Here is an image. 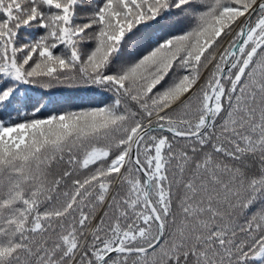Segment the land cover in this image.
Here are the masks:
<instances>
[{
  "label": "snow or ice",
  "instance_id": "obj_1",
  "mask_svg": "<svg viewBox=\"0 0 264 264\" xmlns=\"http://www.w3.org/2000/svg\"><path fill=\"white\" fill-rule=\"evenodd\" d=\"M0 264H264V0H0Z\"/></svg>",
  "mask_w": 264,
  "mask_h": 264
}]
</instances>
